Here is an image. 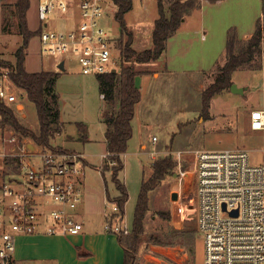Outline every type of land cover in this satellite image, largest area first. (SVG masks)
<instances>
[{
  "label": "rangeland",
  "instance_id": "rangeland-1",
  "mask_svg": "<svg viewBox=\"0 0 264 264\" xmlns=\"http://www.w3.org/2000/svg\"><path fill=\"white\" fill-rule=\"evenodd\" d=\"M14 2L0 0V57L12 63L23 41L18 30ZM38 3L39 0H31L27 13L29 27L33 31L45 30L39 18ZM165 3L167 6V1ZM262 10L263 0H221L217 5L206 4L202 10L194 9L193 14L191 12L186 16L188 19L170 44L169 72L164 68L165 57L152 64L135 65L136 69L148 75L137 78L142 98L136 105L133 136L123 155L125 167L121 178L130 194L125 205L124 220L130 227L142 181L150 176L151 163L156 159L171 155L177 161L178 152L242 148L249 153L252 164L264 165V130L257 131L250 127L251 110L264 108V41L263 53L256 57L253 66L240 68L233 73V82L244 91L237 93L227 89L212 99L208 114L202 111L203 91L214 81L218 67L227 59L229 30L235 29L240 38L246 33H253ZM115 11L116 6L108 0L101 23L107 32L119 40L120 27L115 19ZM158 17V0H133L126 21L134 30L133 46L136 50L153 46L152 33ZM82 21L79 0H74L68 12L56 10L49 17L46 30H75ZM182 44L183 51L179 53L177 49ZM63 59L66 60L64 71L57 66ZM25 66L32 72H60L57 92L63 131L52 143L69 153L85 154L91 164L85 161L89 165L85 168V187L80 204H83L87 216H101L105 220L106 212L113 209L108 195L116 196L118 190L112 181L111 171L103 173L106 124L102 113L105 102L100 95L96 75H84L74 54L66 57L42 50L39 33L31 38L26 49ZM0 72L9 74V68L0 67ZM154 72L159 73L154 76ZM14 92L18 98L11 102V106L21 123L33 131H39L35 104L23 90L15 88ZM77 122L87 125L88 140H81ZM25 139L34 150L33 147L37 145L35 141L28 136ZM142 144L146 146L142 147ZM35 160L39 162V158ZM3 168L6 169L5 161L0 157V172ZM175 170L173 176H166L150 192L146 233L138 253L129 264H196L197 257L199 263L204 264V239L198 229L194 252L180 240L169 243L164 235L172 230H186L196 225L195 208L191 202L193 181L188 175L181 185L177 162ZM174 193L176 198H173ZM155 236L165 242L157 243Z\"/></svg>",
  "mask_w": 264,
  "mask_h": 264
},
{
  "label": "built area",
  "instance_id": "built-area-1",
  "mask_svg": "<svg viewBox=\"0 0 264 264\" xmlns=\"http://www.w3.org/2000/svg\"><path fill=\"white\" fill-rule=\"evenodd\" d=\"M73 2L39 0V18L45 29L40 33L42 50L66 57L74 54L84 75L117 71L121 61L118 37L101 23L108 0H79L83 21L77 29L46 30L49 17L56 10L68 12ZM65 59L57 66L62 61L65 65ZM15 88L9 74L0 72V101L11 106L18 98ZM250 127L264 130V108L251 110ZM30 147L25 136L0 124V157L14 158L18 166L0 186V264H15L20 235H76L84 228L78 212L84 194V155L38 144L34 150ZM177 155L179 183L182 185L188 175L193 181L191 202L204 239V264H264V165L252 164L242 148ZM111 203L113 209L105 214L104 229L118 236L128 234L131 227L125 216L118 215L117 202Z\"/></svg>",
  "mask_w": 264,
  "mask_h": 264
},
{
  "label": "trees",
  "instance_id": "trees-1",
  "mask_svg": "<svg viewBox=\"0 0 264 264\" xmlns=\"http://www.w3.org/2000/svg\"><path fill=\"white\" fill-rule=\"evenodd\" d=\"M168 5L166 6V2ZM203 0H158L159 17L154 22L152 33L153 46L149 49L138 51L134 48V30L126 21V14L133 7V0H113L116 6L115 19L120 27V38L117 48L120 51L121 61L118 70L107 74L97 75L100 95L103 96L105 107L102 119L106 124L107 154L104 157L103 173L111 171L112 181L118 190V195L110 196L111 202H117L118 215L125 216V205L129 200V191L121 178L125 164L123 155L127 152L129 141L133 136V118L136 105L142 98V93L136 78L148 74L136 69L137 64H152L161 58L167 48L168 40L177 32L186 16L192 10L200 8ZM216 2L217 0H209ZM14 7L18 16V30L23 36L22 44L15 53V62H7L0 57V67L9 68V76L16 88L23 90L27 98L36 106L39 131H33L25 127L18 118L13 106L0 101V124L2 127H10L22 136L31 137L36 144L54 151H64L53 145L52 141L63 131L61 120L60 97L57 92V81L60 72L56 71H29L25 66L26 49L30 40L41 29L33 31L29 27L27 13L31 0H17ZM264 41V0L262 15L257 20L255 31L247 39L238 36L235 29H230L226 46L227 59L218 67V73L214 81L203 91L202 111L208 114L211 101L234 83L233 73L240 68L251 67L257 56L262 55V43ZM80 138L88 140V127L84 122H77ZM73 152V151H72ZM70 152V153H72ZM6 169H1L0 186L11 171H18L15 159L7 157L4 159ZM176 161L173 156L166 155L151 163L152 172L150 176L142 181L139 196L134 212L133 223L128 234L119 236L120 242L125 250V264H129L139 251L143 235L146 233L145 220L150 210V192L154 191L166 178L173 176L176 172ZM9 171V172H8ZM197 227L192 226L185 229L172 230L164 234L169 243L178 240L192 249L197 239ZM157 243L165 241L155 236Z\"/></svg>",
  "mask_w": 264,
  "mask_h": 264
},
{
  "label": "crops",
  "instance_id": "crops-1",
  "mask_svg": "<svg viewBox=\"0 0 264 264\" xmlns=\"http://www.w3.org/2000/svg\"><path fill=\"white\" fill-rule=\"evenodd\" d=\"M219 2L221 0H217L216 2L203 0L202 6L197 9L202 10L206 4L217 5ZM187 19L185 18L180 28L183 27ZM179 29L168 40L167 48L161 56V58L165 57L166 64L164 68L168 72L170 71L169 62L171 60L170 56H168L170 44L179 33ZM251 35L252 33H246L242 39H247ZM203 38H205L204 35ZM183 46L184 44L177 49V52H182ZM157 73L159 72H154L152 75L156 76ZM104 141L106 146L104 152L105 157L107 154L106 138ZM144 146L146 144H142V147ZM80 153L83 154V152ZM83 155L84 161L90 163L85 157V154ZM79 207V216L84 222V228L79 234L53 235L35 233L20 235L16 242L15 264H125V250L120 242L119 236L114 233H109L104 229L105 220L101 216L89 217L85 212L83 204H80ZM182 210L183 208L181 207ZM196 264H201L199 263L198 257Z\"/></svg>",
  "mask_w": 264,
  "mask_h": 264
},
{
  "label": "water",
  "instance_id": "water-1",
  "mask_svg": "<svg viewBox=\"0 0 264 264\" xmlns=\"http://www.w3.org/2000/svg\"><path fill=\"white\" fill-rule=\"evenodd\" d=\"M62 71H64L65 70V65H64V61H62L60 64H59V66H58ZM116 70H114L113 72H115ZM233 92H237V93H239V92H243L244 91V88H241V87H239L236 83H233L232 85H231V88H230ZM173 198H176V194L174 193L173 194Z\"/></svg>",
  "mask_w": 264,
  "mask_h": 264
}]
</instances>
